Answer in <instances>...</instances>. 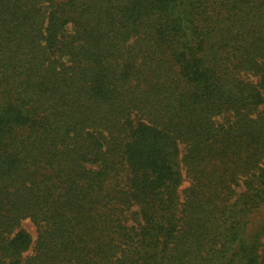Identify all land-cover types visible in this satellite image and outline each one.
Returning <instances> with one entry per match:
<instances>
[{
    "label": "trees",
    "instance_id": "16d2710c",
    "mask_svg": "<svg viewBox=\"0 0 264 264\" xmlns=\"http://www.w3.org/2000/svg\"><path fill=\"white\" fill-rule=\"evenodd\" d=\"M0 264H264V0H0Z\"/></svg>",
    "mask_w": 264,
    "mask_h": 264
},
{
    "label": "rangeland",
    "instance_id": "374dc122",
    "mask_svg": "<svg viewBox=\"0 0 264 264\" xmlns=\"http://www.w3.org/2000/svg\"><path fill=\"white\" fill-rule=\"evenodd\" d=\"M25 227L32 233L35 235V228L33 225L29 224V223H25Z\"/></svg>",
    "mask_w": 264,
    "mask_h": 264
}]
</instances>
